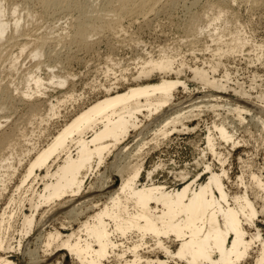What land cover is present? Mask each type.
<instances>
[{
  "label": "rangeland",
  "instance_id": "obj_1",
  "mask_svg": "<svg viewBox=\"0 0 264 264\" xmlns=\"http://www.w3.org/2000/svg\"><path fill=\"white\" fill-rule=\"evenodd\" d=\"M5 1L8 9L16 6L18 11L15 15L7 12L6 19L12 21L20 16L24 23L22 32L11 39V43L3 41L5 44L0 49V135L2 132H13L14 129L16 134L14 146L6 149L0 158V164L3 161L0 179L4 181L3 184L0 182V220L4 212L6 215L14 214L9 230L3 231L0 227V238L3 241L0 257L8 261L3 264H81L58 246L94 215L91 209L86 212L88 208L106 201L105 198L100 201L96 198L94 204H89L90 199L101 194L98 190L106 177L111 175L115 165H118V162H114L111 171L110 165L115 160L113 156L116 151L108 157L105 165L87 173L82 194L76 202L64 205L65 207L53 204L38 208L28 235V231L23 233L22 230L24 216L33 214L29 202L32 197L30 181L19 191L17 188L20 187L30 159H34L38 151L46 148L64 125L95 100L107 93H114L116 88V92H121L133 85L158 82L162 77L175 80V74L159 73H154L149 78L135 79L142 68V60L151 57L158 59L163 53L175 59L174 67L181 70L179 78L186 81L189 88L178 89L176 102L185 99L184 102L188 103L192 98L221 96L218 104L231 102L234 106L243 108L245 121H239L237 113L229 111L227 107L195 111V116L184 121L185 128L178 126L173 135L160 137L158 145L151 142L148 147L143 148L137 159H132L133 163L142 164L144 172L160 165L154 174V182L166 185L168 191L172 187L181 188L174 182V172L187 166L189 171L201 173L203 167L196 165V161L202 158L206 137L211 133L219 142V134L214 125L224 123L228 131L234 133L235 143L222 142L216 146L217 151L225 157L224 168L229 176L228 180L225 179L226 186L232 194H243L239 178L243 177L248 183L251 174L257 175L264 183V0H157L147 3L152 8L146 10L148 12L145 14L138 9L142 6L141 0H58L49 4L47 9L36 0ZM122 7L127 8V11H120ZM220 9H223V17L220 22H216V26L222 29L226 27L220 37L219 33L214 35L213 27L210 34L206 31L198 32V26H208ZM82 22L93 26L103 25L92 33L91 43L88 42L91 45L86 42L84 45L81 42V45L80 41L74 39V26ZM235 34L246 42L245 46L240 50L218 55L217 48L225 50ZM41 40L45 42L43 54L39 58H33L36 44L40 43L36 41ZM22 45H25L24 49ZM14 57L19 60L16 68L10 62ZM195 69L207 71L211 78L214 76L218 80L222 79L226 91L204 86L194 77ZM28 72L34 73L35 78L41 77L45 85L41 90L43 93L26 97L28 89L23 80L27 76L24 74ZM54 75L65 79L66 84L59 87ZM51 79L55 82L51 83ZM236 91L245 92L244 96L242 97L243 92L240 95ZM189 97L192 98L188 99ZM250 113L253 115L250 116ZM140 118L148 125V130L132 131L120 147L133 146L130 151L137 150L135 142L144 133L149 134H144L146 141H151L153 135L150 132L155 126L143 117ZM207 162L216 166V170L219 168L213 155L207 156ZM61 163L62 160H59L51 170L55 171ZM37 174L43 176L45 170H38ZM207 178L208 175H203L201 182L207 181ZM141 180L147 181L145 173ZM43 188V183L38 179L31 190L39 193ZM248 194L252 197L250 189ZM256 195L258 197H252L251 200L258 207L257 222L264 238V215L261 213L264 191L256 190ZM68 199L71 197L65 196L60 203ZM84 201L86 204L76 214H68L72 207ZM51 207L53 209L49 211L52 214L50 216L48 210ZM82 209L85 213L75 216ZM50 234L59 238L47 246ZM170 247L172 251L177 250L172 245ZM152 248L153 246L141 250L140 253L152 259L159 257L167 260L163 251L150 252ZM259 249L260 246L256 243L251 256L238 264H256ZM121 250L122 247H119L116 252L120 254ZM126 258L132 260L130 254ZM119 263L126 264L112 255L104 264ZM175 263L176 260L169 262Z\"/></svg>",
  "mask_w": 264,
  "mask_h": 264
},
{
  "label": "bare ground",
  "instance_id": "obj_2",
  "mask_svg": "<svg viewBox=\"0 0 264 264\" xmlns=\"http://www.w3.org/2000/svg\"><path fill=\"white\" fill-rule=\"evenodd\" d=\"M36 1L42 3L47 9L49 4L58 0ZM141 1L142 6L138 9L142 14H145L148 12L146 10L152 8L148 4L157 0ZM83 10L84 8L82 12ZM119 10L124 12L127 11V8L122 7ZM9 11L11 12L10 15H15L18 12L16 6L8 9L6 1L0 0V49L3 48L5 41L9 43L11 39L22 32V23H24L22 17L18 16L12 22L6 19ZM222 17L223 9H220L212 17L208 26L204 28L198 26L197 31L200 33L206 31L210 34L211 27H213L214 35L219 33L220 37L226 27L218 28L216 22H220ZM74 27V39L80 41V44L81 42L87 44L89 41L91 43L92 33L101 29L103 25L93 26L82 22ZM78 41L76 42L78 43ZM36 42L40 43L36 44L34 53H32L33 58H39L43 54L44 40ZM90 43L88 45H91ZM245 44L246 42L241 40L238 34H235L232 37V42L225 50L224 48H217L218 55L240 50ZM24 47L25 45H22V49ZM13 59L10 62L12 67L16 68L19 60ZM174 63L175 59L166 53L161 54L158 59L151 57L142 60V68L135 79L149 78L154 73L160 75L175 74L177 78L174 80L162 77L158 82L133 85L121 92H116L117 88L115 87L114 93L111 90V93H107L78 112L68 124L64 125L46 148L38 151L34 159H30L27 171L20 182V187L17 188L19 191L30 181L29 189L32 197L29 202L33 214L24 216L23 233L26 231H28L26 235L30 233L36 212L41 206H53L55 204V206L61 207L76 202V199L82 194L87 173L105 165L108 157L116 151L115 156H113L115 160L112 161V165H109L114 166V162H118V165L115 163V168H110L111 171L113 169L111 175L108 174L109 176L106 177L100 190H98L101 194L90 199L89 204H94L96 198H99V201L101 198H105L106 201L101 205L94 204L93 207L86 210V212L90 209L93 210L94 215L84 222L77 232L62 241L61 245L58 246V248L61 247L60 250H65L68 256L75 258L81 264H104L112 255L117 256L126 264H169L170 261L175 260V264H182V262L184 264H238L251 256L253 246L258 243L260 253L256 264H264V238H262V230L257 222L259 211L255 202L251 200L252 197H258L256 190L264 191V183L257 175L251 174V180L248 183L244 181L243 177L239 178V187L244 189L243 194H232L226 186L225 179H229L227 170L224 168L226 161L221 152L217 151L216 146L221 145L222 142H232L233 145L235 143L234 133L228 131V127L224 123L214 125L215 131L219 134L217 138L219 142L211 133L206 137V147L202 150V158L196 161V165L199 164L198 166L203 167L201 173L189 171L187 166L178 172H174V182L179 184L181 188L172 187L173 190L168 191L165 188L166 185L154 182V174L160 165L154 170L144 172L142 164L132 161L134 158L137 159L143 148L148 147L151 142L158 145L160 137L167 138L173 135L178 126L185 128L184 121L195 116V111L227 107L229 111L237 113L239 121H245L244 116L246 114L244 115L243 108L226 101L225 105L218 104L221 100L218 92L216 93L219 98H211L209 95L206 99L189 97L188 99H192L188 103L184 102L185 99L176 102L175 95L178 89L189 90V88L186 81L179 78L181 70L175 68ZM20 68L22 69V66ZM194 73V77L200 80L204 86L217 91L225 90L222 79L218 80L214 76L209 77V73L203 69H195ZM33 74L28 72L24 74L27 75L25 80L22 78L26 89H28V92L25 93L26 97L40 94L42 87L45 86L41 77L35 78ZM54 79H58L57 82L53 81L59 84V87L66 84V80L62 77L54 75ZM236 92L240 93L239 91ZM217 96L215 95V97ZM252 113L254 114V112ZM253 114L250 113L249 115L252 116ZM140 117L155 126L150 132L153 135L151 141H146L145 135L149 134H142L143 130H148V125H145ZM251 118L254 119V117ZM262 127L264 128L263 120ZM14 130L10 133L2 132L0 135V158L6 149L14 146L16 137ZM137 130L143 131L140 133L142 135L137 132L140 137L135 142L137 144L135 149L137 150L130 151L133 146L120 147L131 132ZM208 155H213L216 159L219 165L217 170L216 166L207 162ZM59 160H62V163L57 166L55 171H52L53 165ZM43 169L45 170L43 176L37 174L38 170L42 171ZM144 173L146 182L141 180ZM203 175H208L205 182H201ZM38 179L44 186L39 193L31 190ZM249 189L252 197L248 194ZM65 196H70L71 199L60 203ZM83 204L86 202L72 207L68 214H76ZM261 208V213L264 215V204ZM52 209L53 207L48 212ZM84 213L82 209L75 216ZM13 218L14 214L6 215L5 212L2 214L0 227L3 231L10 229ZM40 221L42 222V219ZM254 230L255 233H252ZM73 236L74 239H72ZM58 238L59 236L50 234L47 246ZM2 243L0 238V249H3ZM149 243L152 244L148 246ZM170 245L176 247L177 250L172 251ZM152 246L150 252L161 250L167 260H161L159 257L152 259L140 253L141 250H146ZM119 247H122L120 254L116 252ZM129 254L132 260L126 258ZM3 263H8V261L6 258L0 257V264Z\"/></svg>",
  "mask_w": 264,
  "mask_h": 264
}]
</instances>
